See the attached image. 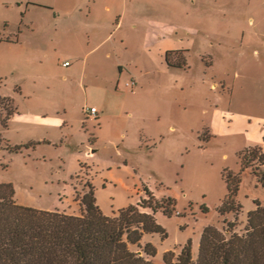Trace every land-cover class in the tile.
<instances>
[{
    "label": "rangeland",
    "instance_id": "obj_1",
    "mask_svg": "<svg viewBox=\"0 0 264 264\" xmlns=\"http://www.w3.org/2000/svg\"><path fill=\"white\" fill-rule=\"evenodd\" d=\"M0 137L18 205L79 213L90 177L110 216L150 194L152 263L189 243L197 260L206 228L242 234L264 207L245 163L264 149V0H0ZM230 176L241 210L222 213Z\"/></svg>",
    "mask_w": 264,
    "mask_h": 264
},
{
    "label": "trees",
    "instance_id": "obj_2",
    "mask_svg": "<svg viewBox=\"0 0 264 264\" xmlns=\"http://www.w3.org/2000/svg\"><path fill=\"white\" fill-rule=\"evenodd\" d=\"M170 67H183L182 58ZM10 101V100H8ZM8 118L13 109H6ZM0 137V142H2ZM20 151V147L15 148ZM264 186V149L254 148L245 159ZM222 213L240 212L237 202L239 180L230 176ZM79 201V215L59 211L37 210L18 205L12 184H0V264H153L157 250L152 244L142 246L144 236L161 234L155 213L160 208L150 194L149 200L129 206L113 216H106L97 204L95 189L86 184ZM131 246L138 248L133 251ZM165 264H264V207L257 204L249 212L245 232H235L234 224L204 230L197 260L191 244L181 252H166Z\"/></svg>",
    "mask_w": 264,
    "mask_h": 264
},
{
    "label": "crops",
    "instance_id": "obj_3",
    "mask_svg": "<svg viewBox=\"0 0 264 264\" xmlns=\"http://www.w3.org/2000/svg\"><path fill=\"white\" fill-rule=\"evenodd\" d=\"M167 25H169V24H167ZM157 32V31H156ZM156 36L158 37L159 36V33L157 32L156 33ZM174 51H181V49H178V50H174ZM165 58H166V56H165ZM66 64V63H65ZM127 88V87H126ZM91 107H96V106H91ZM88 108V107H87ZM98 108V107H97ZM98 110H99V115H98V117H97V119H95V120H91V121H96V120H99L100 118H102V117H104V115H105V111H106V108L105 107H103V106H101V107H99L98 108ZM15 116V115H14ZM98 153H99V151H96V150H92V152H91V154L88 152V160H93V161H97V162H106V161H104L103 159H100V158H98ZM81 165H85V166H87L88 167V165L87 164H81ZM126 166H127V164H125ZM117 166H119V167H122V163L121 164H119V165H117ZM89 168V167H88ZM78 177H81L82 178V176H79L78 175ZM90 184L94 187V189H95V186H94V180H93V178L92 177H90ZM95 196H96V190H95ZM96 200H97V198H96ZM78 203V205H79V202H77ZM79 210H80V207H79ZM103 212V211H102ZM64 213H66V212H64ZM79 213H80V211H79ZM79 213H76V214H70V215H79ZM104 213V212H103ZM66 214H68V213H66ZM106 216H110V215H107L106 213H104Z\"/></svg>",
    "mask_w": 264,
    "mask_h": 264
},
{
    "label": "built area",
    "instance_id": "obj_4",
    "mask_svg": "<svg viewBox=\"0 0 264 264\" xmlns=\"http://www.w3.org/2000/svg\"><path fill=\"white\" fill-rule=\"evenodd\" d=\"M67 65H68V63L65 64V66H67ZM135 85H136L135 81H132V82H128L126 84V87H127V89H133ZM85 112H86L88 119H91V120L97 119V117L99 115V110L97 107H88V108H86Z\"/></svg>",
    "mask_w": 264,
    "mask_h": 264
}]
</instances>
